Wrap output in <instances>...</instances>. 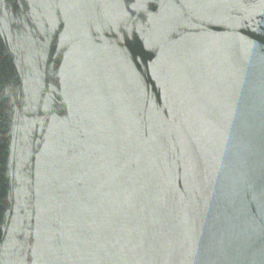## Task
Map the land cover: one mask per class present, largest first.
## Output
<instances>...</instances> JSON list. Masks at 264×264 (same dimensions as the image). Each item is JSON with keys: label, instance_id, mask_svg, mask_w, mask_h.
I'll use <instances>...</instances> for the list:
<instances>
[{"label": "water", "instance_id": "1", "mask_svg": "<svg viewBox=\"0 0 264 264\" xmlns=\"http://www.w3.org/2000/svg\"><path fill=\"white\" fill-rule=\"evenodd\" d=\"M0 264H264V0H0Z\"/></svg>", "mask_w": 264, "mask_h": 264}]
</instances>
